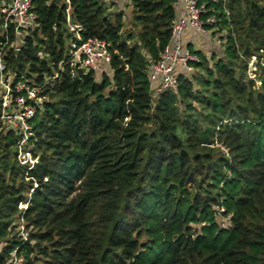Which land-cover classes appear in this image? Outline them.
<instances>
[{"label":"trees","instance_id":"trees-1","mask_svg":"<svg viewBox=\"0 0 264 264\" xmlns=\"http://www.w3.org/2000/svg\"><path fill=\"white\" fill-rule=\"evenodd\" d=\"M128 1L129 19L105 0H34L38 26L16 38L0 0L13 86L52 76L69 24L110 54L37 95L32 165L0 86V264H264V0H200L220 19L206 29L224 32L223 56H199L156 96L146 68L170 43L176 0Z\"/></svg>","mask_w":264,"mask_h":264},{"label":"built area","instance_id":"built-area-1","mask_svg":"<svg viewBox=\"0 0 264 264\" xmlns=\"http://www.w3.org/2000/svg\"><path fill=\"white\" fill-rule=\"evenodd\" d=\"M33 1L11 0L7 6L1 9L4 33L11 26L15 37L22 38L37 28V16L32 10ZM176 3L181 6V14L172 22L170 43L158 52L156 60L150 62L146 68L154 96L176 88L179 74H190L194 64L200 63L197 54L184 48L182 42L184 30L193 28L196 31L204 32L207 30L206 27L216 26L220 22L216 15L205 16L207 9L200 0H176ZM225 12L228 15V11L225 10ZM69 30L73 35L66 56L60 61L52 76L42 85L17 82L13 86L10 81L6 82L4 77L6 66L0 49V86L3 92L2 108L5 112L3 118L6 120V118L13 117V121L8 120V124L15 129L19 127L24 135L18 146V158L21 164L32 165L34 162L24 147L30 130L28 120L35 113L37 95L42 92L44 86L59 80L61 73L67 69H70L72 73H75V70L89 73L107 65L110 60L106 42L92 37L83 39L79 34V26L75 24H69ZM9 47L16 52L19 49L16 42H12ZM253 60L255 58L248 61L249 68ZM250 78H254L251 73ZM14 93L15 97H13ZM220 211L223 210L220 209Z\"/></svg>","mask_w":264,"mask_h":264},{"label":"crops","instance_id":"crops-1","mask_svg":"<svg viewBox=\"0 0 264 264\" xmlns=\"http://www.w3.org/2000/svg\"><path fill=\"white\" fill-rule=\"evenodd\" d=\"M108 5H112L116 13H121L124 18L129 19L131 16L130 8L128 7V0H108ZM215 1V0H214ZM176 18L181 14V6L176 3L175 5ZM215 29L204 30L199 32L193 28H186L183 32L182 42L184 48L201 56L209 61L219 59L223 56L224 38L225 35L221 33H214Z\"/></svg>","mask_w":264,"mask_h":264},{"label":"water","instance_id":"water-1","mask_svg":"<svg viewBox=\"0 0 264 264\" xmlns=\"http://www.w3.org/2000/svg\"><path fill=\"white\" fill-rule=\"evenodd\" d=\"M255 65H256V60H253L250 64V70L253 71L255 70Z\"/></svg>","mask_w":264,"mask_h":264},{"label":"rangeland","instance_id":"rangeland-1","mask_svg":"<svg viewBox=\"0 0 264 264\" xmlns=\"http://www.w3.org/2000/svg\"><path fill=\"white\" fill-rule=\"evenodd\" d=\"M107 2H109V1H108V0H105V3H106V4H107ZM110 6L112 7L111 4L109 5V7H110ZM112 11H114V10H112ZM12 114H13V113H12ZM13 119H14L13 117L6 118V121H7V123H8V120H9V121H13Z\"/></svg>","mask_w":264,"mask_h":264}]
</instances>
